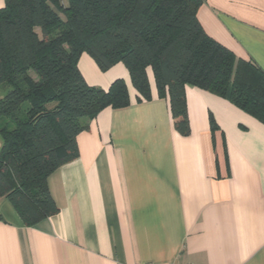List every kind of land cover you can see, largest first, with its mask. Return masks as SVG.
Listing matches in <instances>:
<instances>
[{
  "label": "crops",
  "instance_id": "1",
  "mask_svg": "<svg viewBox=\"0 0 264 264\" xmlns=\"http://www.w3.org/2000/svg\"><path fill=\"white\" fill-rule=\"evenodd\" d=\"M197 17L264 71V0H204ZM78 65L104 89L123 78L131 103L78 134L79 155L48 180L55 214L27 226L0 199V264H264V123L187 85L184 135L151 68L152 98L138 101L122 62L101 70L83 53Z\"/></svg>",
  "mask_w": 264,
  "mask_h": 264
},
{
  "label": "trees",
  "instance_id": "2",
  "mask_svg": "<svg viewBox=\"0 0 264 264\" xmlns=\"http://www.w3.org/2000/svg\"><path fill=\"white\" fill-rule=\"evenodd\" d=\"M204 0H5L0 8V199L25 225L59 207L49 177L79 155L77 136L106 107L128 106L123 78L89 84L78 62H122L150 100L148 68L169 96L177 130H190L185 89L221 96L264 123V71L208 35ZM215 128V126H213Z\"/></svg>",
  "mask_w": 264,
  "mask_h": 264
},
{
  "label": "built area",
  "instance_id": "3",
  "mask_svg": "<svg viewBox=\"0 0 264 264\" xmlns=\"http://www.w3.org/2000/svg\"><path fill=\"white\" fill-rule=\"evenodd\" d=\"M187 264H192V263H187Z\"/></svg>",
  "mask_w": 264,
  "mask_h": 264
},
{
  "label": "rangeland",
  "instance_id": "4",
  "mask_svg": "<svg viewBox=\"0 0 264 264\" xmlns=\"http://www.w3.org/2000/svg\"><path fill=\"white\" fill-rule=\"evenodd\" d=\"M111 86V85H110Z\"/></svg>",
  "mask_w": 264,
  "mask_h": 264
}]
</instances>
